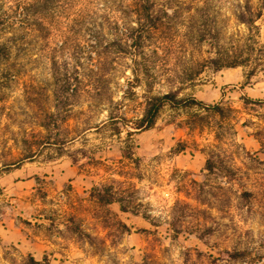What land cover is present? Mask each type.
<instances>
[{"label": "rangeland", "instance_id": "rangeland-1", "mask_svg": "<svg viewBox=\"0 0 264 264\" xmlns=\"http://www.w3.org/2000/svg\"><path fill=\"white\" fill-rule=\"evenodd\" d=\"M156 1L167 14L155 13L141 81L128 55L89 92L91 36L109 42L135 26L136 0H0L10 22L0 33V264H247L221 255L245 248L264 264V67L249 77L250 66L206 64L216 44H245L236 15L247 0ZM256 25L263 45L264 10ZM54 61L72 78L77 66L84 90L60 122ZM171 90L223 113L165 107L137 131L147 99ZM213 151L237 180L208 173ZM107 187L127 211L94 196Z\"/></svg>", "mask_w": 264, "mask_h": 264}, {"label": "trees", "instance_id": "trees-1", "mask_svg": "<svg viewBox=\"0 0 264 264\" xmlns=\"http://www.w3.org/2000/svg\"><path fill=\"white\" fill-rule=\"evenodd\" d=\"M258 7H255L251 1L240 6L239 11L236 15L238 21L241 24L247 26L249 35L246 38L245 44L241 47H234L231 52H225L224 50L218 49L217 44L214 47L216 50L213 57L206 61V64L213 67L214 70H222L224 68H237L242 66H250L249 77L254 76L258 71V68H263L264 64V44L260 45L257 39L258 26L256 22L261 18L264 10V0H258ZM135 12L138 15L135 26H129L124 28L120 34L115 35L112 41L106 42L102 34L91 36V58L92 65L89 68V80L87 84V90L89 92H95L100 89L99 82L105 72L107 65L116 66L119 64V60L122 57L128 55L132 56L131 60L133 63L132 72L134 75V85H137L141 81V77L138 71V65L141 64L140 59L146 56L145 48L148 47L150 39L156 36L161 27L160 23L162 18H159L155 13L164 12L166 10L158 7L156 0H136ZM10 25L9 20L5 13H3L0 7V33L4 32ZM4 45L0 46V61L7 56V51ZM261 50V53H260ZM153 53L157 54L156 50ZM54 75L56 81V114H51L56 121H66L70 114V107L79 100L82 92L81 89L83 82L79 79L78 67H75L74 77H70L68 72L62 73V69L58 66V63H53ZM262 66V67H261ZM264 70V69H262ZM145 74V72H144ZM101 76V77H100ZM75 83H72V81ZM192 79H189L191 82ZM85 89V90H86ZM98 94V93H97ZM246 101L261 104V101H255L250 98H246ZM165 107H171L173 109L183 108H201V109H212L219 114L223 113V107L221 105H208L196 97L181 98L178 90H171L164 94H156L150 96L145 105V109L142 117L137 120L135 129L137 131H146L153 128L156 125L157 119ZM48 125H44L47 129ZM205 169L209 174H215L223 176L229 182L237 180L238 170L233 166L225 163L224 159L215 153H210L206 160ZM108 188V187H107ZM94 196L105 204H111L117 201L122 204L123 211H127V208L123 204L125 199L123 197H117V194L111 190L96 189ZM253 193L245 190L239 196L241 206L249 208L248 204H251ZM177 209L174 208V217L178 214ZM205 231H211L210 227L206 228ZM222 259L227 261H246L247 264L255 262V255L248 248L239 250H225L221 253ZM31 264H40L39 262L31 259Z\"/></svg>", "mask_w": 264, "mask_h": 264}]
</instances>
